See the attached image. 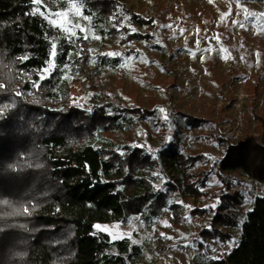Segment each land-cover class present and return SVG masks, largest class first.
I'll return each instance as SVG.
<instances>
[{
    "label": "trees",
    "instance_id": "1",
    "mask_svg": "<svg viewBox=\"0 0 264 264\" xmlns=\"http://www.w3.org/2000/svg\"><path fill=\"white\" fill-rule=\"evenodd\" d=\"M81 3L83 15L91 17L89 27L102 39L69 43L43 17L28 14L30 0H0V84L6 85L0 89V108L7 105L0 116V264H141L144 243L112 239L96 226L137 215L145 220L158 216L168 207V192L184 199L207 195L201 190L205 171L198 167L202 155H184L169 142L153 157L140 146L105 137L126 131L133 122L126 113L140 112L138 107L98 105L72 95L76 83L90 86L92 57L95 72L118 66V59L101 55L104 37L121 44L147 39V33H131L126 19L141 28L158 26L153 18L129 10L123 0ZM52 43L57 46L54 58ZM50 60L55 70L41 80L40 71ZM146 116L143 111L135 123ZM262 139L250 134L230 143L219 137L226 142L216 164L219 176L238 173L263 191L241 222L239 240L230 253L202 264H264ZM230 188L227 184L211 214V231L199 232L204 238L221 237L217 225L239 228L233 210L243 196L228 193Z\"/></svg>",
    "mask_w": 264,
    "mask_h": 264
},
{
    "label": "rangeland",
    "instance_id": "2",
    "mask_svg": "<svg viewBox=\"0 0 264 264\" xmlns=\"http://www.w3.org/2000/svg\"><path fill=\"white\" fill-rule=\"evenodd\" d=\"M123 1L134 13L145 19L153 18L157 28H141L126 19L130 32L135 28L149 37L124 44L112 36L104 37L102 53L123 54L116 58L118 66H104L95 72L96 59L92 57L88 67L94 72L90 86L76 83L72 95L86 102L93 99L98 105L110 103L133 110L138 107L140 112L126 113L133 120L126 131L106 133L105 137L119 144L140 146L153 157L167 148L169 142L184 155H202L204 161L198 167L205 171L201 190L207 195L184 199L176 192H168V207L158 216L149 220L131 216L126 222L97 228L112 239L128 238L130 234L131 241L144 243L143 264H202L207 258L223 259L239 240L241 222L263 191L261 185L238 173L219 176L216 164L224 154L226 142L236 143L250 134L258 141L263 138L264 142V32L247 23L245 28L233 25L235 20L243 21L244 15L242 11L237 15L240 10L235 0ZM65 2L66 8L67 0H48L45 4L55 11L64 9ZM241 3L250 12L264 13V0H241ZM229 8L231 15L222 22L221 13H227ZM81 23L89 28L88 20ZM181 29L185 30L183 34ZM214 36L219 39L209 41ZM198 39L200 48L212 47L214 51H197ZM221 46L228 49L231 58H222L227 53L217 54ZM127 57L134 59L125 63ZM160 108L165 109L167 122L161 119ZM143 111L147 116L135 123ZM219 137L226 142H220ZM227 184L231 186L228 193L237 191L243 196V202L233 210L239 228L217 225L221 237L204 238L199 232L211 231V214ZM195 209L206 212L193 214ZM231 241L235 243L230 244Z\"/></svg>",
    "mask_w": 264,
    "mask_h": 264
},
{
    "label": "snow or ice",
    "instance_id": "3",
    "mask_svg": "<svg viewBox=\"0 0 264 264\" xmlns=\"http://www.w3.org/2000/svg\"><path fill=\"white\" fill-rule=\"evenodd\" d=\"M209 2L211 3L212 0H209ZM30 3L33 5L32 11L30 13H28L29 15H35L38 14L41 17H43L46 21H48L49 24H51L55 29H57L58 31H60L61 33L65 34V39L68 40L69 43H73L75 40H89V39H96V40H100L102 39L101 36L95 35L93 32L92 28H86L83 26V24L81 23L82 20H91L90 16H85L83 15V4L81 3V0H67V7L64 9H57L55 11H53L52 9H50L46 4H45V0H30ZM236 6L237 8L240 10L237 12V15H240V12H243V21L241 20H235L233 21V25L234 26H239L240 28H245V24H251V25H255L260 32H264V13H256V12H250L246 7H244L241 3V0H235ZM228 15H231V8H229V11L227 13H221V21L223 22V19L225 17H227ZM115 19V17L113 18ZM113 27L116 28H122L124 27L123 24L121 25H117V24H113ZM163 27H167V28H172V25H163ZM185 30L181 29L180 32L181 34H183ZM89 32H93L92 35H89ZM131 32L135 33L136 29L132 28ZM197 34H199V29H197ZM209 41L211 40H218L219 37L218 36H214V37H209L208 38ZM159 43V41L157 42ZM200 41L199 39L197 40V51L200 52H213L214 49L212 47H207V48H200L199 47ZM53 51L50 54L51 57H55L56 55V44L52 43L51 45ZM189 52L191 55L195 56V52L192 51L191 49H189ZM221 53H227V55H223L222 58L227 60L230 57V53L228 52L227 48H224L223 46H221V48L219 49V51L217 52V54H221ZM71 55V54H70ZM77 55H79V53H77ZM101 55L110 57V58H120L123 56L122 53L119 52H108V53H102ZM70 58V56H69ZM27 59V57H23L21 58V60H25ZM128 59H134V57H127L125 58V63L127 62ZM135 59H139L138 57ZM243 59V58H242ZM141 62H146V61H142ZM125 64L122 63L121 67H124ZM55 65L52 63V60H50L48 62V65L46 68L42 69L40 71V78L41 80L45 78V73L50 74L51 70H55ZM65 68L68 67V65L64 66ZM38 86V82H34L33 83V87H37ZM6 85L4 84H0V89L5 88ZM16 95H21V93H16ZM7 105L4 108H0V116L3 115L4 111L6 110ZM161 114H163L161 116V119L165 122H167L169 120L168 115L166 114V111L164 108H160L158 110ZM171 138H169L170 140ZM3 203L7 204V201H3ZM25 212L28 211L27 208L24 209ZM187 219V218H186ZM99 227V226H96ZM161 235L163 236L164 234L161 233ZM128 238L131 239L130 234H127ZM116 237L113 236V239H115ZM167 238V237H165ZM133 244H136L137 241L132 240L131 241ZM231 243H235V241H231ZM215 259V257H214Z\"/></svg>",
    "mask_w": 264,
    "mask_h": 264
}]
</instances>
